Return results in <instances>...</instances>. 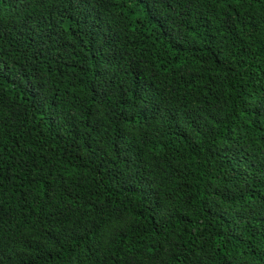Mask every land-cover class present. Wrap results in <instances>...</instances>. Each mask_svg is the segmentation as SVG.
<instances>
[{"label": "trees", "instance_id": "1", "mask_svg": "<svg viewBox=\"0 0 264 264\" xmlns=\"http://www.w3.org/2000/svg\"><path fill=\"white\" fill-rule=\"evenodd\" d=\"M0 264H264V0H0Z\"/></svg>", "mask_w": 264, "mask_h": 264}]
</instances>
